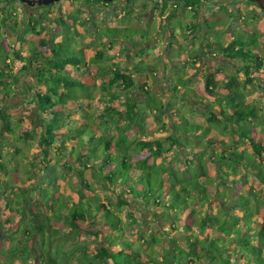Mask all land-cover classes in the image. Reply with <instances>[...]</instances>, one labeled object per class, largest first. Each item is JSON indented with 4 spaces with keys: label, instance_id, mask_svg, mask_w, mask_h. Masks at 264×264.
I'll use <instances>...</instances> for the list:
<instances>
[{
    "label": "crops",
    "instance_id": "obj_1",
    "mask_svg": "<svg viewBox=\"0 0 264 264\" xmlns=\"http://www.w3.org/2000/svg\"><path fill=\"white\" fill-rule=\"evenodd\" d=\"M83 1L85 0H80V2L78 0L71 2L62 0L56 5L55 8H48L46 10L38 11L37 15H39V17L37 18L36 23L35 21L31 23L35 28H31L28 26L27 17H20L18 13L20 11V6L16 2L10 1L9 3H5L4 6L1 5L2 8H4L3 13L5 14L3 16V19L5 21L0 31V42L2 46L0 49V73H4L5 75L2 80L5 83H16L14 85H8L9 95L4 97L3 93L1 94L0 91V99H2V101L10 97V99H12V96H10V94H12V91L14 95L20 92L22 88L23 90H26L28 92L27 94L22 95L21 98L24 99L33 98V95L35 93H43L45 91L44 83L48 82L51 84L53 79L57 77V73H55L51 67L46 69L48 70V72L44 70V61L47 60V62H51L54 57V55L52 54V50H54V47H56V45H59V43H61L63 40L67 41L70 36L74 41L78 43V45L75 47V50H79L82 56H84V61L82 63H78V65L74 66H70L69 64L64 65V72H61V74L69 80L82 83L84 85L82 87L84 90H81L77 87L72 89H68L64 86L60 87V92L67 95V99L65 100L64 106L54 108V111L59 112L61 115H63L64 121L61 125V128L58 130L59 134L56 137V142L53 143V152L57 154V158H59V156L63 154L70 158L67 160V164H70V166H68L69 169L67 170L64 169V167H61L63 173L67 174L63 176V179L64 177H72L75 176L76 173H81V176L79 174V179L83 180L84 184L88 186V188L86 187V189L79 185L80 188L79 190H77L78 192H81L80 194L83 196V204L94 196H97L100 204H102L105 208L118 216L119 227H117V230L115 231H110L108 227H104L101 224L91 223L93 219H96L97 221H103V209H100L98 213H96L95 206L91 204L93 215L91 220H88L85 223L86 233L83 236H80L81 241H83V237H85V241H87V243H89V241L92 242L93 245H91V247L94 246V243H97V247L99 246V244L107 245V243L111 242L112 251L115 253L124 249L125 254H131L132 250L135 251L136 249H139L140 254H142L143 262H148L144 264H167L165 259L167 258L166 256L168 252L172 251L175 256H178V249H186V252L189 253L187 249L189 248L190 241L194 239L202 240L207 236L211 237V235H213V238L215 240H219L222 243L225 242L228 244L229 239L233 242L230 245L231 251L222 252V258L230 260L231 263L245 264L246 262H248V260L254 258L255 255L244 249H240L239 252L235 255L233 248L235 247L236 242L239 244L244 238L246 239L247 244L254 241L252 240L253 236L257 233L260 225L263 223V206L262 204H259L258 207H255V202L251 197V193L249 192L250 187H253L255 191H259L262 189V186L253 180V176H251V172L248 169L247 164L250 162L248 154H251V152L247 151L239 154L237 152V145L232 142L230 133L227 132V135H225V137H229L227 142L224 138V141L227 143V147H222L217 139L216 133H214L213 131L209 130L210 133L207 135L204 141L201 140L204 134L191 132L189 134L187 133L186 135L184 131H180L179 133H176V138H178V140L181 141L182 144H185L186 149H183L180 145H173L171 149L175 153H178L179 156L181 154L195 159L194 164L198 165L201 162L200 159L197 158V155L200 156L198 154L199 149L194 144L189 143L187 141V139L189 138L187 137H191V141L197 144H205L204 148L209 147L212 149V151H215V147H219L218 151H222V149L224 148V155H227V160H229V162L231 163L227 161L226 164L216 165L217 167L220 166L221 169L219 170L218 175H216V178H214L217 184L220 183V185L225 187V189H222V187L219 185L220 193H226L228 195L221 198L223 202H225L226 208L221 209L220 213L216 212V208H212V204H206V201L202 197L203 194L207 196L209 195L207 194L208 190L206 191L205 185L212 179L208 171L209 164L206 163L205 166L209 179L203 180V178L196 176L198 183L203 187L200 189L203 194H200L199 190H192L190 186L186 187L185 184H175L176 189L180 191L181 196L183 197V199H185V201H181L182 203L179 206L177 205L178 208H171L169 206L170 200L167 194L163 195V202L159 203V205L153 204L152 200L146 201L136 197V194L140 195L143 190L142 184H140L139 182L141 179L146 178V173L144 172L147 171L152 174V177H155L156 174L158 178L163 181V187H161L163 194L167 193L168 187L170 186L168 182L172 179L173 175L181 180H185L186 177L189 176L195 179V174L192 173L194 168L187 170L185 169L183 170V173L181 172L182 174L178 172L179 168H176L173 170V173H170L168 176H166V172L162 167L163 163L160 162V159H156L158 157V155L156 154L160 150L163 151L164 148V141L162 140L158 141L161 147L159 151H156L155 146L150 147L149 145L143 150H138V148L136 149V143L138 141L128 138V134L125 133V131L124 134H126V139L130 142L131 148L125 153L124 159L118 157V152L115 150V148H112L110 150V153L112 154V160H106L108 164L106 166H104L102 163L103 155L100 154L102 152V149H96L95 154L93 155L91 153H88V149H86V143L88 142L89 137L88 135L86 136L83 133L84 131H81L80 133V128L85 127L88 122L91 125L93 142L95 140L96 142L102 141V139L104 138L107 140H111V146H114L113 141L118 137L119 132L116 129L115 132L111 134V136H108L105 131L106 128L100 127L98 120H94L92 122L88 121V118H90L92 114L99 113L104 108H106H102V106L101 108L97 107L98 105L100 106L102 105V103H105L104 97H108V100L110 99V97H113V95H111V92L107 93L102 89L101 83L105 82L110 72L115 69H124L125 73L129 75L133 74V78L131 79L133 80V83H135V78L142 76V74H140L139 72V69H145V66L137 64L141 59V56H137V58H134L133 50L131 49L132 43L129 41V39L126 38L122 40L120 38L123 42L122 47L125 50L124 57H126L124 58V60L127 61V63H125L120 61V59L113 60V55H117V53H115V51L113 50L114 48H110V45H99V43H102L101 40L109 38L108 36H111L110 38L116 41L117 38L120 37L119 34H110L107 36L102 35V38L100 37V30H96L95 36H97V38L92 40V33L90 35H85V33L80 30V27H86L85 31L89 33L88 27L84 26L83 23H85V21L87 20L86 16L90 13L85 6H81V3ZM9 12H11L13 16L16 15V18L14 19L8 17ZM33 14L35 15L34 12ZM100 14V11L92 12V15H95V17H98ZM90 18H93V16H90ZM60 20H62V24L58 25L57 21ZM77 23L81 24V26H78ZM63 25H67L68 28L71 27V29H73V34L70 35L69 32H67L63 28ZM20 26L21 28H18ZM102 28H105V26H103ZM110 28H113L117 31V29L112 25L110 26ZM128 28L129 27L123 29L127 30ZM99 37L101 39H99ZM92 41L94 44L92 43ZM141 41H147V39ZM41 42H43V44L46 43V46L41 45ZM156 50L159 53H162V55L166 53V51H164L162 47H157ZM12 52H17L18 54H21L22 57L15 59L12 66L6 67L5 64L9 63L10 59H12ZM99 53L104 54V56L102 57V55H100ZM4 56L5 62L3 60ZM107 59L114 62L112 66L111 63H108ZM14 66H17L16 70ZM76 66L79 67L75 69ZM108 70L109 72H107ZM7 75H11L12 78L9 79ZM165 78L166 77L162 76V74H159L157 77L152 79H148L146 77L140 78L136 80L138 83V86L136 87L138 89V87L143 83L147 85V82L151 83L153 85L152 87H154V84L156 83H161L163 85L167 83L164 86L166 94L172 96V98H176L181 103L186 102L193 111L196 110L195 108H202L203 112L199 110L195 112L200 115H205L203 119H200L197 122L189 123L187 122L188 119L184 114L174 115L177 110L172 109L169 111L168 115L175 121L168 122V126H170V132L171 129L173 130L174 125L182 126V121H185L188 124L192 125L207 127V124L205 122L210 114H219V107L214 105L213 109L211 110L210 107L207 106V104L212 103L216 97L223 96L225 91L221 89V85L219 86L220 88L216 89V93L212 94L208 93L205 90L204 83L188 81L186 80L187 77H185L183 79V82L185 84L182 86H178V88L184 86L186 88V92H188V95L186 96V92H184L182 95H178L177 93L173 92V86L176 85V80L166 81ZM192 83L195 85H193ZM254 83H256L257 85L256 89H260L264 86V84H261V81L258 79H255ZM0 90H2V87H0ZM79 90H81V93H83L85 98H78ZM93 90L96 92L95 96L90 95V92H92ZM158 92L161 93V91L156 90L151 91L150 94L155 97L154 93ZM89 97L96 98V101H98V103H94L93 105V103H91V100L88 99ZM146 98L147 95L145 99ZM262 98L264 97H260L256 93L246 96L247 103H255V106L257 108L256 117L251 119L250 122V126L253 129L252 135L254 137V140L264 138V100ZM114 99L115 98H113V100ZM137 100L138 104H140V107L137 106V109H142V103L139 102L138 95ZM80 101L87 102L86 104L90 103L94 107L88 108L86 104H81ZM4 106H6V104H4ZM124 111L125 110L122 109V112ZM147 112L148 116L145 118V120L151 116L148 110ZM75 115L79 116L75 118ZM119 119H121V117ZM145 120L143 122H145ZM180 123L181 125H179ZM112 125L116 128V125ZM210 135H212L215 139L212 141H208L209 139H211ZM140 141L145 142L146 140L142 139ZM80 142L83 143L84 147L81 148V152L78 153L79 158H77L76 155L72 153L71 148H75V145ZM166 145H169L167 139ZM91 146L93 145H90V147ZM192 149L195 153H191ZM83 153L87 155L80 156ZM153 153L154 156L152 155ZM149 154H151L152 157L148 159L147 165H152L154 167V169L156 170L154 171L155 174H153L152 170H142L134 168V165L138 160L146 157ZM202 159L203 157L201 158V160ZM216 159L214 157L211 158L210 164H213L214 160L216 161ZM122 161H125L127 165L122 166ZM236 161L243 163V167H237L238 171L240 172L239 178L238 174H236L237 169L235 170L236 167L234 162ZM77 165L78 167L76 168ZM100 167L102 169V172H99ZM111 174L116 175V178H114V182L112 183L106 180V177H110ZM121 174L123 176H128L131 180L128 182L127 187L120 186L115 181ZM243 176L244 178H242ZM247 177L249 183L245 181V178ZM237 183H240L241 185L242 191L240 192H236L234 190V186ZM182 186L185 187L186 190H181L183 188ZM77 191L75 192V198H73V196H71L70 194H73L74 190L71 191V189H69V191H67L71 196L69 197L71 199V204L78 201ZM120 196L122 197V200L120 201V203H118L117 200H119ZM260 200L261 198H259L257 201ZM86 205L88 206V204ZM231 215H235L237 217H240L241 219L238 222H234V220L230 218ZM208 216L211 218L212 226L207 225L205 229L202 230L203 233H201V221ZM218 223L223 225L218 226ZM224 227L233 230V234H231L230 236L223 234L222 232L224 230ZM249 229L251 230V238ZM236 230H238L239 232L238 235L236 233ZM190 234L192 237L188 242L187 237L189 238ZM231 237L233 238L231 239ZM136 240L139 241V245H135ZM124 243L130 244L131 250L124 247ZM93 249L89 250L88 248L87 251L91 252L93 251ZM206 254L202 255L201 253H199V250L196 249V256L194 261L191 260L193 259L191 257L194 255H190V257H187L186 260H174L173 263L208 264L207 259L209 254L208 256ZM261 256L263 259L264 248L262 250ZM235 260L239 261L234 262ZM248 264L254 263L253 261H249Z\"/></svg>",
    "mask_w": 264,
    "mask_h": 264
},
{
    "label": "rangeland",
    "instance_id": "obj_2",
    "mask_svg": "<svg viewBox=\"0 0 264 264\" xmlns=\"http://www.w3.org/2000/svg\"><path fill=\"white\" fill-rule=\"evenodd\" d=\"M67 1L69 2L70 0ZM78 1L80 2V0ZM128 2L129 3L126 4L125 2H123L122 5H119V9L121 10L116 13L114 12V10L117 9V6L114 4H111L109 6L104 5L102 8H100L101 10H103L102 12L100 9H97L98 7H92L90 1H83L81 3V6H85L90 13L86 16L87 20L85 21V23H83L84 26L88 27L89 33L85 31L86 27H80V30H82L85 35H90L92 33V40L97 38V36H95V31L100 30V37H102V35L107 36L110 34H119L120 38H127L131 43L136 45L140 42V38H143L144 40L147 38L145 37L144 33L139 35L135 34L137 32H140V29L147 28V36L149 38L154 37L156 35L155 30L157 29V27L153 25L152 22L158 23L157 17L156 15H154V12L157 13L159 8L153 7L151 11H149V6L154 4L152 0H129ZM242 3L243 4L241 5L240 3L239 6L244 10H247V12L249 13L248 16L250 17L247 29L249 31H255V33L258 34V37H260L264 41V14L259 12L258 9H256V7L252 5V3L245 1ZM57 4L58 3L52 4L48 8H55ZM94 11H100L101 14L98 17H95V15H92V12ZM175 11L173 13H175ZM145 13L147 14V21L145 18H143ZM90 16H93V18H90ZM120 16L123 18L122 25L120 23L121 21L118 19V17ZM57 23L58 25H61L62 20L57 21ZM77 24L78 26H81V24ZM111 25L116 28L117 31L113 29V31L107 32L106 29L110 28ZM103 26H105V29L102 28ZM126 27L129 28L127 30H124L123 28ZM18 28H21V26ZM63 28L67 32H69L70 35L73 34V29H71V27L68 28L67 25H63ZM100 37L99 39H101ZM108 37L109 38H106L104 40L102 39V43H99V45H110V48H114L113 50L115 51V53H117V55H113V60L120 59V61L127 63V61L124 60L126 56L124 57L125 50L122 47L123 42L120 40L115 41L114 39L110 38L111 36ZM117 41H120L121 43L118 45ZM77 45L78 43L74 41L70 36L67 41L63 40L61 43H59V45H56V47H54V51L57 52L56 57L58 56L61 58L70 59V66L82 63L84 61V56H82L79 50H75V47ZM151 46L152 45L144 46L146 47V49L143 50L144 55L141 56V59L137 64H142V66L149 65L153 68L152 70L157 71L158 65L163 61V64L165 66L163 67V69L166 74H169V76H167L170 77V75L173 74V71L168 68L170 65L169 60L173 58V56L170 55L174 50H171L170 52L168 51L165 56V53L164 55H162V53H159L155 47ZM186 46L189 47L190 44H186ZM189 54L191 53L189 52ZM166 57L167 60H164L166 59ZM4 59L5 56L3 57V60ZM261 60L262 66L260 68L261 72L258 80L261 81V84H264V55L261 57ZM108 63H111L112 66L114 62L108 60ZM16 67L14 66L15 70ZM77 67L79 66H76L75 69ZM251 70L254 71L259 69L254 65L251 66ZM62 72H64V70H62ZM107 72H109V70ZM189 72H191L190 67ZM142 76L135 78V86H138L136 80L145 78V76ZM14 84L16 83H11V85ZM165 84L163 85L161 83H156L154 84V87H152L153 85L147 82V85L144 86L143 92L140 91L137 93L139 102L141 103L145 101L146 94L144 92H147V88L150 92L159 90L161 91V93H154L156 100L164 103L168 111L176 109L177 112H175L174 115L184 114L188 119L187 122L189 123L197 122L198 120L203 119L205 115H200L195 112L197 110L203 112L202 108H195L196 110L193 111L186 102L181 103L176 98H172V96L166 94L164 87ZM261 88L255 89L249 94L256 93L258 96L264 97V86ZM78 92V98H85L83 93H81V90H79ZM27 93L28 92L26 90H23L22 88L20 92L14 95L12 91V94H10V96H12V99H10L11 97L5 99L4 101L0 99V264H43L44 262L41 257V250L48 244H50L51 256H59L57 262L58 264H77L76 257L80 252L79 246L88 244L89 250H92L94 247H96L97 243H94V246L91 247V245H93L92 242L89 241V243H87V241H85V237H83V241H81V238H79L80 243H77L75 239H73L69 234V227L64 222L55 219V216L52 214V207L50 206L54 201L53 199L56 198L66 197L67 200L71 196L75 198V192L80 188V176L79 173H76L75 176L64 177L63 179V176L67 174L63 173L61 165L67 163V160L70 158H68L64 154L57 158L58 156L55 152H52V154L49 152H42L43 149L41 150V147H39L38 139L39 136L43 133L41 127L42 121L43 119L44 121H46L47 116L42 115L41 118H37L35 112L33 111V103L31 98H21L23 94ZM117 93L120 94L119 92ZM177 93L178 95L183 94L181 92ZM95 94L96 92L94 90L90 92L91 96H95ZM185 95L187 96L188 92H186ZM123 98L124 97L121 95L110 101V99L108 100V97H104L105 103H102V105H98L97 107L101 108L102 106V108H104L108 104H110L111 106L118 107L120 109L122 107L120 101H122ZM88 99L91 100V103H93V105L94 103H98V101H96V98L89 97ZM262 99L264 100V98ZM86 103L87 102L84 101L81 102V104ZM4 104H6V106H4ZM93 105L90 103L86 104L88 108H93ZM138 106L140 107V104H138ZM1 111H3L4 114H2ZM78 116L75 115V118H77ZM124 117V115L121 116V119H119L118 121V126L124 132L126 131L125 133L128 134V138L132 140L143 139L148 142L152 140L164 141L163 151L156 150L159 151L156 154L159 158L157 157L156 159H160V162L163 163L162 167L166 172V176H168L170 173H173V170L176 168H179L178 172L180 173H183V170L185 169L187 170L194 168V166L191 165V162L193 160L192 158L181 154L179 156L178 153H175L171 150L172 146L166 145V139L171 133L168 122L175 121L169 115L168 117L170 118H166V116L164 115H151L145 120V122L142 123L141 127L138 130L130 129L129 123L132 122V118H129V120H127L126 118L124 119ZM61 118L62 117L60 116L57 119L59 120L58 123H60ZM50 123L58 126V123L56 122L48 121V124ZM112 124L113 122L110 120L108 126L105 127V131L108 136H111V134L116 130V128ZM6 125H8V130L5 129ZM179 125H181V123ZM81 131H84L83 133L86 136L88 135V137H93L92 133L88 134L89 132H91L90 129L82 127L80 128V133ZM203 134L204 135L201 138L202 141H204V139L207 137V133L205 131ZM212 137L213 136L210 135L211 139H209L208 141H212L215 139L214 137ZM187 138H189L187 139L189 143L194 144L199 149L198 154L203 157V163L209 164L208 171L212 179L205 185L206 191L208 190L207 194H209V197L206 200V204H212V208H216V212L220 213L221 209L226 208V204L221 198L228 195L226 193H220V183L218 182L219 184H217L214 180V178H216V175H218L221 167H217L216 165H214V163L210 164V162L211 158L214 157L216 159L220 154H222V152L218 151L219 147H215V151H212V149L209 147L204 148L205 144H197L191 141V137ZM225 139L227 142L229 137L227 136L225 137ZM90 145H96V142H93ZM87 146L89 145H86V149ZM83 147L84 145L82 142L78 143L77 145H75V148H71L72 153L75 154L78 158L77 153L81 152V148ZM237 148V152L239 154L250 151L247 142L243 139L241 141H237ZM191 153L195 152L192 150ZM100 154L103 155V158L105 155L108 156L105 152H101ZM77 167L78 165L76 166V168ZM236 169L237 167L235 168V170ZM236 174H238L239 178L240 172L238 171V169ZM242 178H244V176ZM245 179V181L249 183L248 177ZM144 184H147L146 180L144 181ZM239 185L240 183H237L234 186V190L236 192L242 191L241 185ZM220 186L222 187V189H225V187H223L222 185ZM69 189H71V191L74 190L73 194L70 193L71 196L67 192L69 191ZM155 189H158V193H160V186H155ZM37 221L46 222L47 224L46 230L44 229L43 231V238L39 236V234L34 233V227L32 226L35 225ZM49 226L51 227V229H49ZM25 228L29 229V231L32 232L33 235H30L27 232H23ZM42 242L44 243L42 244ZM138 242L139 241L136 240L135 245H139L140 243ZM238 261L239 260H235L234 262Z\"/></svg>",
    "mask_w": 264,
    "mask_h": 264
},
{
    "label": "trees",
    "instance_id": "obj_3",
    "mask_svg": "<svg viewBox=\"0 0 264 264\" xmlns=\"http://www.w3.org/2000/svg\"><path fill=\"white\" fill-rule=\"evenodd\" d=\"M10 1L16 2L20 7V11L18 12L20 17L26 18L27 17V24L31 28H35L34 25L31 23L35 21L39 17L37 15V12L40 10H46L49 6L47 7H39L36 8L35 15L33 13L28 14L24 8H22V4L19 3L17 0H0V31L2 29V26L4 24V19L3 16L5 13H3V9L1 5H5V3H9ZM8 17L10 18H16V15H12L11 12L8 13ZM33 18V20H32ZM41 18V16H40ZM105 29V28H104ZM107 32L113 31V28H107ZM0 41H1V33H0ZM41 45H45L46 43L43 44L41 42ZM243 45L252 46V49L256 48V45L254 43V40L251 38H243L241 39L240 36H236L235 40L231 43V45L227 48H224L222 44H216V47H218L220 50H225L228 51L229 56L232 59L235 58H241L245 59L246 61L250 62L251 61L256 64L258 63V66L261 65V62L257 60V56L251 51V50H246L244 51L243 48L241 49L240 47L238 50L234 51L235 45ZM1 42H0V49H1ZM230 50V52H229ZM52 54L54 55L53 60L51 62L44 61V70L47 68L51 67L52 70L57 73L55 79H53L52 83L45 82V91L43 93H35L33 95V98H31L32 103H33V111L35 112L37 118H41L43 116H47L46 121H42V130L43 133L39 136L38 139V145L41 147V150L43 149L42 152H49L52 153L54 150L53 143L56 142V137L59 134V129L61 128V125L63 123V115H61L59 112L54 111L55 107H60L65 105V100L67 99V95L64 93L60 92V87L64 86L68 89L72 88H79L83 89L82 87L84 86L82 83L79 82H74L69 80L68 78L64 77L61 72L64 68V65L70 64V59L68 58H61V57H56L57 52L52 50ZM104 56V54L99 53ZM12 59H10V62L5 64L6 67L12 66L13 62L15 59L21 58L22 55L18 54L17 52H12L11 54ZM255 61V62H254ZM5 62V60H4ZM50 68V69H51ZM248 70V75L247 79L243 81H237L235 76H230L225 78V80L216 82V81H209L206 82L205 88L208 93H216V89L220 88L219 86L221 85V89L225 91L222 97H216L212 103H208L207 106L210 107V109H213V106H217L220 108L219 114L211 113L210 116L206 120L207 127H201L197 125H192L188 124L185 121H182V126H173V130L171 129V133L168 135L167 140L169 142L170 146L173 145H180L183 149H186L185 144H182L181 141L176 138V133H179L180 131H184V133L187 135V133L195 132V133H201L203 134L204 131L207 133V135L210 133V131H213L216 133L217 139L222 147H227V143L224 141L225 135H227V132L231 134V139L234 144L237 145V141H241L242 139L247 142L251 154H248L250 158V162L247 164L248 169L251 172V176H253V180L257 183H259L262 186V189L259 191H255L253 187L249 188V192L251 193V197L254 200V205L255 207H258L259 204H262L263 206V211H264V138L259 139V140H254V137L252 135L253 129L250 126L251 119L256 117V106L255 103H247L246 96L254 91L256 89V83H254L253 76L249 73ZM48 72V70H46ZM4 73H0V87H2L1 94L3 93V96L9 95V90H8V85L11 83H5L3 82L2 78L4 77ZM9 79L12 78L11 75H7ZM253 77V78H252ZM176 85L173 86V92H181L184 93L186 92V88L178 86H182L185 83L183 82L182 78L180 76L177 77L176 79ZM144 86L146 84H142L138 87L135 86L133 83V80L131 79L130 75L122 72L120 69H115L106 78L105 82L101 83L102 89L107 92V93H112L113 97H110V101L113 100V98H116L118 96H123L124 98L121 101V109L117 107H113L110 104L106 106L101 112L92 114L90 118H88V121L92 122L94 120H98L99 126L100 127H107L109 124V121L111 120L114 125H116V129L119 131L118 132V137L113 141L114 146H111V140L107 139H102V141L96 142V145H93L90 147V144L93 143V138L89 137L88 142L86 143L88 153L90 154H95L96 149H102V152H105L108 156H104L103 158V165L106 166L108 165L106 160H112V154L110 153V150L112 148H115V150L118 152V157L121 159L125 158V153L129 151L131 148L130 142L126 139V134H124V131L117 126L118 120L121 116H125L126 119L132 118L130 124V129H135L138 130L141 127V124L145 120V118L148 116L147 110L150 112L152 116H157V115H164L167 118V114L169 111L167 110V107L164 105V103H161V101L156 100L155 97H153L149 89L147 88L146 91L144 92L147 95V98L145 99V102L142 103V109H137L138 107V100H137V92H143ZM211 87V88H210ZM119 92L120 94H118ZM178 94V93H177ZM103 100V99H102ZM100 101V100H99ZM205 101V100H204ZM208 102V101H207ZM206 102V103H207ZM122 109L125 111L122 112ZM2 114H4L3 111H1ZM61 118L60 123L59 120H57L59 117ZM5 117V116H3ZM48 121L50 122H56L58 123V126H55L53 123L48 124ZM8 125H6L5 129L8 130ZM55 126V127H54ZM88 129L91 130V125L86 124ZM170 127V126H169ZM91 133V132H89ZM62 134V133H61ZM62 136V135H61ZM138 142L136 149L138 150H143L145 147L148 145L150 147L155 146L156 150H160V144L157 140H152V141H140L137 140ZM193 150V149H192ZM222 154H220L216 161L214 160L215 165H223L226 164L227 161V155H224V148L222 149ZM80 153V152H78ZM77 153V154H78ZM226 153V152H225ZM230 153V152H227ZM234 153V152H233ZM232 153V154H233ZM110 154V155H109ZM235 154V153H234ZM233 154V155H234ZM82 155H87V154H81ZM154 156V153L152 154ZM152 157L151 154L147 155L146 157L138 160L134 168L135 169H147V170H152L153 174H155L154 167L151 165H147L148 159ZM79 158V157H78ZM198 159H200V163L198 165H195L194 159L191 162V165L195 166L192 173L195 174V179L192 177H186V179L181 180L175 177L173 175L172 179L168 182L170 186L168 187L167 193L163 194V191L161 189V192L158 193V189H155V186H160L163 187V181L158 178V176L155 174V177L151 176L152 174L147 171L144 172L146 173L145 179L140 180V184H142V192L140 195L136 194V197L141 199V200H152L153 204L159 205V203L163 202V195H168L169 196V206L171 208H175L182 203L181 201H185L183 197L181 196V193L179 190L176 189V185H183L185 184L186 187L190 186L192 190H199L200 194H203V192L200 191L201 188H203L199 183L196 178L201 177L203 180H208L209 177L207 175L206 171V166L201 160V156H197ZM237 158V157H236ZM235 158V159H236ZM116 159V158H114ZM223 163V164H222ZM231 163V162H229ZM235 167H243V163L236 161L234 162ZM122 166L127 165L125 161L121 162ZM70 164H64L62 167L64 169H69ZM100 171L102 172L101 167L99 168ZM81 176V173H79ZM114 178H116L115 174H111L110 177H106V180L109 181L110 183L114 182ZM146 180L147 184H144V181ZM120 186L127 187L128 182L131 181L128 176H123L122 174L119 176L117 180H115ZM184 181V182H182ZM79 185L84 188H88L86 184H84L83 180H79ZM183 187V186H182ZM86 188V189H87ZM181 190H186L185 187H183ZM81 192L77 191V196H78V201L76 203L71 204V199L69 198H56L53 199V203L51 204L50 207H52V214L55 216V219L58 221L64 222L68 227H69V234L72 236L73 239L77 243H80V236L84 235L86 233V225L85 223L88 220H91L92 218V212L93 210L91 209V204L95 206V212L98 213L100 209H103L102 215H103V221H97L96 219H93L91 223L93 224H101L104 227H108L110 231H115L117 230L118 224H119V218L116 216L114 213H112L110 210L105 208L102 204L99 203V199L97 196H94L93 198L89 199L86 201V203L83 204L82 201V195L80 194ZM203 199L206 201L209 196L203 194L202 195ZM259 198H261L260 201H257ZM122 200V197H119L118 203ZM88 204V206L86 205ZM165 204V203H164ZM178 205V206H177ZM234 222H238L241 218L237 216H232L231 217ZM90 222V221H89ZM88 222V223H89ZM46 222H36L34 227V233L39 234L43 238V231L44 229L46 230ZM209 225L212 226L211 224V218L208 216L207 218H204V220L201 221V226L200 230L201 233L205 227ZM220 224L218 223V226ZM235 225V224H234ZM235 227V226H233ZM48 228V227H47ZM49 229L51 227L49 226ZM250 230V229H249ZM29 229L25 228L23 232H27L30 235H33L32 232H28ZM56 231V230H55ZM233 230L224 227L223 234L230 236L233 234ZM237 235L239 234L238 230H236ZM250 233V238H251V230L249 231ZM191 234L189 235V238L187 237L188 242L191 239ZM214 236L211 235L205 237L202 240L194 239L189 242V248L187 249L189 253L186 252V249L180 250L178 249V256H175L172 251L168 252L167 258L165 261L167 264H174V260H186L187 257L192 256L191 259L192 261L195 260L196 256V249L199 250V253L202 255L208 256V264H235L231 263L230 260L226 258H222L221 254L222 252H228L230 250V245L232 240L229 239L228 244L227 243H222L219 240H215L213 238ZM233 237H231L232 239ZM254 241L251 243L247 244L246 239H242V241L238 244L236 242L235 247L233 248L235 255L239 252L240 249H244L253 255H255L254 258H251L246 262L245 264H248L249 261H253L254 264H264V258L262 259V250L264 248V215H263V223L260 225L259 230L257 233L253 236ZM44 242H42L43 244ZM41 244V245H42ZM124 247L127 249H130V244H123ZM88 244H84L79 246V254L76 257L77 264H144L148 262H143L142 260V254H140L139 249H136L135 251L132 250L131 254H125L124 249L122 251L118 252H113L112 251V243L109 242L107 245H102L99 244V246L94 247L93 251L88 252ZM41 257L43 260V264H58V257H53L51 256L50 253V244H48L46 247H44L41 250ZM125 254V255H124ZM130 261V262H129Z\"/></svg>",
    "mask_w": 264,
    "mask_h": 264
},
{
    "label": "flooded vegetation",
    "instance_id": "obj_4",
    "mask_svg": "<svg viewBox=\"0 0 264 264\" xmlns=\"http://www.w3.org/2000/svg\"><path fill=\"white\" fill-rule=\"evenodd\" d=\"M85 1H90L92 7H98V10L104 5L109 6L114 4L117 6V9L114 10L116 13L121 10L119 9V5H122L123 2H125V4L129 3V0H114L109 3L98 0ZM152 1L154 4L152 3L153 5L149 6V11H151L153 7L159 8L157 13L154 12L158 23L152 22L153 25L157 27L155 30L156 35L149 38L147 36L148 29H140V32L135 34L139 35L144 33L145 37H147V41H141L144 39L140 38V42L137 45L132 43L131 49L133 50L134 58L144 55L143 50L146 49V47H144L145 45H152L151 47L155 48L162 47L166 53L174 50L170 55L173 56V58L169 60L170 65L168 67L173 71V74L168 77L169 74H166L163 69V67H165L163 61L159 64L160 66L158 65L157 71L152 70L153 68L151 66L146 65L145 69H139L140 74L148 79L155 78L157 75L162 74V76L166 77V81H175L178 76H180L182 80L187 77L186 80L188 81L202 82L205 84L209 81L220 82L230 76H235L237 81L246 80L248 75L247 69H249V73L254 77H252L253 80L258 79L262 65L258 66V63L254 64L252 61L250 63L241 58L232 59L228 51H223L216 47L218 43L222 44L224 48L229 47L236 36H240L241 39L242 37L251 38L256 45L255 49L251 50L250 48H252V46L248 48L246 45L242 47L236 44L234 51L238 50L239 47L241 49L243 48L244 51L251 50L257 56V60L262 63L261 57L264 55V41L258 37L255 31H249L247 29L250 18L248 16L249 13L239 6L240 3L242 5V2L245 0ZM252 5L256 7L259 12L264 14L263 10L253 3ZM22 8H24L27 13L29 12L28 14L35 13L37 10L36 8L40 10L39 7L31 8L23 5ZM101 11L103 12V10ZM174 11L175 13H173ZM162 14L165 15L163 16ZM143 18L147 21L146 13ZM118 19L121 21L120 23L122 25L123 18L120 16ZM121 39L120 37L117 38V40L120 41ZM120 41H117L118 45L121 43ZM186 44H190V46L187 47ZM189 52L191 54H189ZM164 60H167V57ZM254 65L259 70L252 71L251 66ZM189 67L191 68V72H189ZM120 70L124 72V69ZM132 76L133 74L130 75L131 78H133Z\"/></svg>",
    "mask_w": 264,
    "mask_h": 264
},
{
    "label": "water",
    "instance_id": "obj_5",
    "mask_svg": "<svg viewBox=\"0 0 264 264\" xmlns=\"http://www.w3.org/2000/svg\"><path fill=\"white\" fill-rule=\"evenodd\" d=\"M19 3H21L23 6L27 7H47L55 3H60L62 0H17ZM101 2H112L114 0H98ZM165 1V0H160ZM248 2H251L255 4L258 8L264 11V0H245Z\"/></svg>",
    "mask_w": 264,
    "mask_h": 264
}]
</instances>
